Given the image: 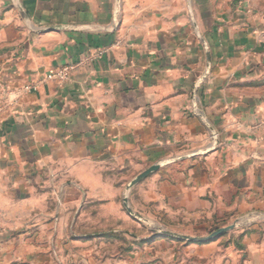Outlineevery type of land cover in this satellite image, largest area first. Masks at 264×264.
I'll use <instances>...</instances> for the list:
<instances>
[{
	"label": "crops",
	"instance_id": "crops-1",
	"mask_svg": "<svg viewBox=\"0 0 264 264\" xmlns=\"http://www.w3.org/2000/svg\"><path fill=\"white\" fill-rule=\"evenodd\" d=\"M244 4L0 0V264H67L65 210L153 165L162 196L264 179V16Z\"/></svg>",
	"mask_w": 264,
	"mask_h": 264
},
{
	"label": "rangeland",
	"instance_id": "rangeland-1",
	"mask_svg": "<svg viewBox=\"0 0 264 264\" xmlns=\"http://www.w3.org/2000/svg\"><path fill=\"white\" fill-rule=\"evenodd\" d=\"M244 1L209 0L218 12ZM247 6L264 16V0ZM248 159L264 162L254 153ZM154 175L134 185L128 180L118 197L83 196L77 208L65 210L67 227L59 235L80 243L69 249L67 264H264V179L219 188L211 180L203 196L195 197L189 186L173 195L168 187L162 196Z\"/></svg>",
	"mask_w": 264,
	"mask_h": 264
},
{
	"label": "built area",
	"instance_id": "built-area-1",
	"mask_svg": "<svg viewBox=\"0 0 264 264\" xmlns=\"http://www.w3.org/2000/svg\"><path fill=\"white\" fill-rule=\"evenodd\" d=\"M101 56V53H96L95 55L93 56H90V57H86L84 59V62H90L92 61L93 59L97 58ZM82 64V62L80 63H77L75 65H70L68 67H63L59 70H57L55 73H51L49 75H47V79H54V78H58L60 79L61 81L63 82H66L70 79V76L71 74ZM37 87L36 86H31V87H26L25 90H28V91H31V90H36Z\"/></svg>",
	"mask_w": 264,
	"mask_h": 264
},
{
	"label": "water",
	"instance_id": "water-1",
	"mask_svg": "<svg viewBox=\"0 0 264 264\" xmlns=\"http://www.w3.org/2000/svg\"><path fill=\"white\" fill-rule=\"evenodd\" d=\"M159 169V165H153L151 166L150 168H148L147 170H145L143 173H141L140 175H138L132 182H131V185H134L135 183H137L138 181L142 180L143 178H145L146 176H148L149 174L157 171ZM124 202V207L126 209V211L131 214L132 211L131 209L129 208V205L127 203V199L124 198L123 200ZM233 228V226H229V227H225V228H221L219 230H217L215 233H213V235L210 237L213 238V237H218L222 234H224L225 232L231 230Z\"/></svg>",
	"mask_w": 264,
	"mask_h": 264
}]
</instances>
